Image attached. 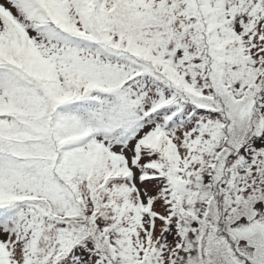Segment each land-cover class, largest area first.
<instances>
[{"label":"rangeland","instance_id":"374dc122","mask_svg":"<svg viewBox=\"0 0 264 264\" xmlns=\"http://www.w3.org/2000/svg\"><path fill=\"white\" fill-rule=\"evenodd\" d=\"M0 61V264H264V0H0Z\"/></svg>","mask_w":264,"mask_h":264},{"label":"trees","instance_id":"16d2710c","mask_svg":"<svg viewBox=\"0 0 264 264\" xmlns=\"http://www.w3.org/2000/svg\"><path fill=\"white\" fill-rule=\"evenodd\" d=\"M49 16L51 15V13L48 14ZM46 23H48L49 25H52V21L51 20H47L46 19ZM52 26L58 28L59 25H56V24H53ZM0 63H3V68H7V63H5L4 61H0ZM24 70L22 68H19L17 69V74L18 75H23L24 74ZM74 76V74H73ZM27 80L29 82H31L32 84H34L35 86V89L40 93L41 92V88L40 86L36 83V81H42V78L39 80V79H36L34 80L33 78H27ZM150 113H147L146 115H149ZM126 132H124L125 134ZM257 140H259V138H257ZM34 199V198H33ZM20 200H23V199H20ZM20 200L18 201H13V202H9V203H0V221L3 219L4 216H6L7 214H9L14 208L15 206L17 205L18 202H21Z\"/></svg>","mask_w":264,"mask_h":264}]
</instances>
